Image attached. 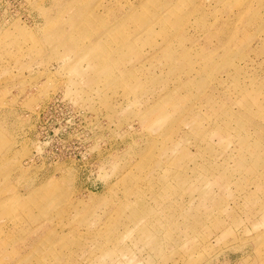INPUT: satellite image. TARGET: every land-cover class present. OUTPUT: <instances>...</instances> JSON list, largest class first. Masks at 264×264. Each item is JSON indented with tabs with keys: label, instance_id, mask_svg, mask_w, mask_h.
Instances as JSON below:
<instances>
[{
	"label": "rangeland",
	"instance_id": "rangeland-1",
	"mask_svg": "<svg viewBox=\"0 0 264 264\" xmlns=\"http://www.w3.org/2000/svg\"><path fill=\"white\" fill-rule=\"evenodd\" d=\"M0 264H264V0H0Z\"/></svg>",
	"mask_w": 264,
	"mask_h": 264
}]
</instances>
